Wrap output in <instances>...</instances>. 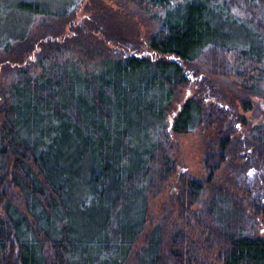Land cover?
<instances>
[{"label":"trees","instance_id":"obj_1","mask_svg":"<svg viewBox=\"0 0 264 264\" xmlns=\"http://www.w3.org/2000/svg\"><path fill=\"white\" fill-rule=\"evenodd\" d=\"M128 1L161 9L145 40L105 12L90 22L124 52L83 32L60 42L46 20L58 12L33 1L17 5L30 19L0 35V264H264V233L239 234L204 210L207 185L173 156L174 138L214 127L206 172L227 162V189L215 193L227 221L264 225V123L246 128L203 86L174 107L187 69L205 71V60L211 92L231 75L264 96V0ZM252 168L240 196L235 180Z\"/></svg>","mask_w":264,"mask_h":264},{"label":"rangeland","instance_id":"obj_2","mask_svg":"<svg viewBox=\"0 0 264 264\" xmlns=\"http://www.w3.org/2000/svg\"><path fill=\"white\" fill-rule=\"evenodd\" d=\"M22 1L38 2L46 5L56 13L58 12V17L54 14L46 19L50 24H55L54 32L48 35H56L60 42H64L66 39L75 35L77 36L80 32H83L86 35H93V39L98 43L97 47L101 46L103 49L105 48V51L116 49V52H124L126 49L125 46H123L125 44L122 42H116L114 41V38H107L103 33L99 32L97 28L101 29L102 26L100 23H97L98 21H96L97 27L90 23L94 21L95 16L99 15V13L105 12L108 14L106 16L109 18L118 19L119 24L125 22L126 24L122 26L124 32L126 35L134 34L132 38L137 39L138 43L145 40V38L151 33L156 32L161 26V9L155 7L145 8L143 5H133L128 0H0V35H9L7 31L18 30L16 29L18 26L24 25V23L30 19V13H26V11L17 8L18 3ZM223 1L227 2L229 0ZM107 5H110L112 10L106 9L105 11L102 9L104 7L106 8ZM261 6L263 11L264 4H261ZM65 8L69 9L66 13L63 12ZM262 11H258V17H264ZM232 13L241 19L245 17V14L242 12L232 11ZM33 17L34 19L36 18L35 16ZM39 19L35 20L38 21ZM90 27L92 30H88ZM84 30L88 32H84ZM37 48L40 49L39 46H37ZM35 52H37L36 49L33 50V53L31 52L29 57H34ZM204 62L205 64H208L207 67L204 65L205 71H203V69L202 71L197 70V68H200L201 66L200 61L193 64L194 69L192 71L187 69L191 76V81L185 86L182 85L179 87V90H181L179 93L180 97L175 101L174 107L178 108L180 101H183L190 95H195V93L200 95L203 94L204 96L205 93L200 92L202 91L200 87L203 86L205 91L209 94L206 95L205 99H212L213 102H218L227 107L232 106L233 104V110L236 114L238 112L244 114L247 121V124H245L246 128L255 124L264 123V96L247 91L243 88L242 81L233 78L231 75L227 78H220L219 76L218 78H215L213 87L217 89L218 92V88H221L222 92L216 95L217 91H215V93L211 92L208 83L205 80V78L208 77L207 74H210V72L208 73L207 68L210 69L212 64L208 60H205ZM1 67L2 66H0V70ZM214 94L215 96H213ZM222 94H224V98H220ZM242 100L247 101L248 104H246V106L249 105L250 107L248 110H245L243 107ZM167 117L172 118L170 115H167ZM203 127L200 126L199 129L194 132L179 135L173 140L175 143L174 147H176L173 156L175 155L174 157L179 161V166L188 170L207 185V190L204 193V202L201 207L204 210L214 211L213 215L219 218L221 222L226 223L227 225H233L234 232L236 231L239 234L247 235L264 233V225L262 223L253 224L252 221L249 222V220H244L245 222L242 221L241 224L236 223L237 219L234 218L237 217L233 213L231 215V221H227V214L231 213L232 210L231 206L227 203V199H222V196L215 195L217 189H227V175H230L228 174L227 162L221 165V168L218 171L211 173L213 176V178H210L211 180L208 179L209 174L206 172V163L211 157L210 154H214L212 148L210 149V142L208 141H210L209 138L211 137L213 138V142H217V139L214 135V127ZM215 153L216 158H227V154L225 153L220 154V152L216 151ZM253 173H256L254 168L251 169L252 176H250L251 178H249V180H245L241 175H238L235 180L240 196L245 193V190H243L244 182L246 181L251 184L254 181L255 178ZM211 181L212 183H210ZM167 194L168 190L165 191L161 197L157 198L158 204L154 207L155 217H157L160 208L166 210L169 209V203H167L169 201H166L168 198ZM212 202H215V207L212 205L214 204ZM131 264L143 263L134 260Z\"/></svg>","mask_w":264,"mask_h":264},{"label":"water","instance_id":"obj_3","mask_svg":"<svg viewBox=\"0 0 264 264\" xmlns=\"http://www.w3.org/2000/svg\"><path fill=\"white\" fill-rule=\"evenodd\" d=\"M171 119V118H170ZM172 120V119H171Z\"/></svg>","mask_w":264,"mask_h":264}]
</instances>
